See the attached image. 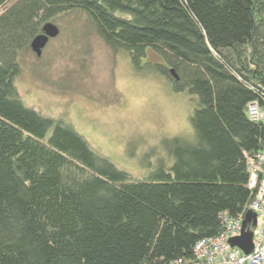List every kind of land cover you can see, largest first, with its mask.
<instances>
[{"label": "trees", "instance_id": "obj_1", "mask_svg": "<svg viewBox=\"0 0 264 264\" xmlns=\"http://www.w3.org/2000/svg\"><path fill=\"white\" fill-rule=\"evenodd\" d=\"M70 14L136 74L194 97L193 134L146 179L22 100V56ZM251 103L264 109V0H0V264L194 263L221 213H250L245 156L264 151Z\"/></svg>", "mask_w": 264, "mask_h": 264}, {"label": "rangeland", "instance_id": "obj_2", "mask_svg": "<svg viewBox=\"0 0 264 264\" xmlns=\"http://www.w3.org/2000/svg\"><path fill=\"white\" fill-rule=\"evenodd\" d=\"M85 22L76 14L59 19L61 34L42 57L32 50L22 56L18 90L27 107L68 122L95 153L134 180L146 179L162 160L171 162L168 142L193 134L194 97L136 74Z\"/></svg>", "mask_w": 264, "mask_h": 264}, {"label": "built area", "instance_id": "obj_3", "mask_svg": "<svg viewBox=\"0 0 264 264\" xmlns=\"http://www.w3.org/2000/svg\"><path fill=\"white\" fill-rule=\"evenodd\" d=\"M249 117L253 122L264 123V109L258 103L248 106ZM249 168L248 189L254 192L253 203L248 207L250 213L256 216V226L249 222L246 231L251 232L254 249L251 254H245L237 247L230 246L233 238L242 237L244 231V214L238 218L230 217L228 213H221L220 218L224 229L217 237L202 239L194 249L195 262L192 264H264V151L254 157L247 155ZM169 264H190L185 260Z\"/></svg>", "mask_w": 264, "mask_h": 264}, {"label": "water", "instance_id": "obj_4", "mask_svg": "<svg viewBox=\"0 0 264 264\" xmlns=\"http://www.w3.org/2000/svg\"><path fill=\"white\" fill-rule=\"evenodd\" d=\"M60 28L58 25L53 24V23H47L43 29L42 32L39 36H37L30 44L31 46V50L32 52L38 56L39 58L42 57L45 49L47 48L49 42H51L54 39H57L60 36ZM171 73L173 75H175L176 77V73L174 72V70H171ZM253 221L254 225L256 226V216L253 213H249V215L247 216L244 224V231L242 233V237L240 238H233L229 244L230 246L233 247H237L239 249H241L243 251V253L245 254H251L253 249H254V245H253V237L254 235L249 232L246 231V228L249 224V222Z\"/></svg>", "mask_w": 264, "mask_h": 264}]
</instances>
